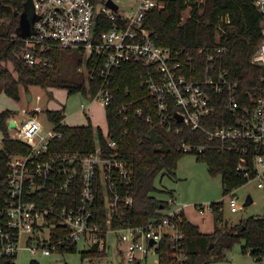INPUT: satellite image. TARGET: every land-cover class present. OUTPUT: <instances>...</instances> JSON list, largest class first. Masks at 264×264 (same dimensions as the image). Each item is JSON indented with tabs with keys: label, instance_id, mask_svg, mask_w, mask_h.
<instances>
[{
	"label": "built area",
	"instance_id": "obj_1",
	"mask_svg": "<svg viewBox=\"0 0 264 264\" xmlns=\"http://www.w3.org/2000/svg\"><path fill=\"white\" fill-rule=\"evenodd\" d=\"M250 1L261 15V39L250 61L264 66V0ZM31 4L35 19L30 34L10 36L19 44L16 54L33 65L46 64L42 53L54 49L81 51L79 69L87 72L90 66L100 79L94 95H83L89 103L80 104L81 112L87 113L92 102L105 108L112 99L113 70L125 62L140 63L146 70L142 83L153 99L158 123L175 133L184 128L202 131L218 150L236 152V170L264 190V85L259 93L237 94V81L221 66L224 47L216 45L205 65L182 62L180 54L160 45L145 25L147 11L161 5L160 0H31ZM90 76L94 78V73ZM220 105L223 112L212 117ZM34 110L41 111L39 106ZM135 113L141 114V108ZM146 119L151 120L150 116ZM14 122L9 135L27 150L8 157L6 194L0 197V258L15 260L22 249L31 255H49L78 240L89 244L88 249L98 244L106 251L107 235L112 232L121 258L134 264L149 251L155 252L163 237L175 243L182 239L177 224L184 207H172V196L160 221L112 226V219L122 213L121 206L131 203L127 186L133 170L108 131L106 137L95 132L93 150L83 153L59 149L55 143L62 133L49 120L47 128L36 115ZM206 148L191 141L181 143L185 153H202ZM233 190L226 194L230 210L236 211ZM100 201L105 227L94 216ZM195 207L204 216L210 204Z\"/></svg>",
	"mask_w": 264,
	"mask_h": 264
},
{
	"label": "trees",
	"instance_id": "obj_2",
	"mask_svg": "<svg viewBox=\"0 0 264 264\" xmlns=\"http://www.w3.org/2000/svg\"><path fill=\"white\" fill-rule=\"evenodd\" d=\"M160 1L161 5L148 10L145 17V25L157 36L160 45L179 53L182 62L195 67L209 63L206 61L208 53L220 45L226 49L221 66L237 81V94L245 96L249 92L254 94L261 91L264 85V66L250 61L261 39V15L250 0ZM27 2L0 0V91L14 100L20 99L22 89L29 94L30 86L63 88L69 94L80 92L84 96L94 95L100 87V79L90 66L86 68L87 72L79 69L83 60L81 51L54 49L42 53L47 60L46 64L30 65L17 56L19 44L10 36L16 32L19 16L25 11ZM188 7L189 14L183 17L182 12ZM70 64L73 69H68L67 65ZM92 72L94 78L90 76ZM145 72L142 64L125 62L115 68L111 75L112 99L105 107L107 131L133 170L132 183L127 186L131 203L121 206V215L111 221L114 227L160 221L164 209L170 206L168 196L174 193L171 190H158L154 182L159 174H174L177 161L187 154L181 151L183 141L207 145L204 152L192 154L206 163L211 175H220L224 195L249 180L236 170V152L218 150L202 131L192 132L184 128L180 133H175L158 123L153 99L142 83ZM122 106H125V111ZM222 107H215L212 117L220 115ZM138 108H141V114L135 113ZM45 113L47 119L62 133V138L55 143L59 149L83 153L93 150V136L95 132L100 134V129L95 131L90 122L85 125L66 124L60 110L46 109ZM13 114L11 109L0 110L1 198L6 194L9 155L27 150L24 144L11 138L7 130V120ZM147 116L151 120H147ZM102 143L105 144L104 139ZM249 154L248 159H251ZM156 191L166 192L167 198L152 195ZM100 203L102 205L98 206L94 216L105 227V210L103 202ZM209 204L213 229L202 232L198 225L180 211L177 225L183 237L177 243L166 237L157 243V264L217 262L226 258L235 243H242V253H248L256 261L264 259V215H251L241 218L237 223H228L222 219L223 201H211ZM74 251L75 243L57 248L59 253ZM105 254L106 251L99 249L98 244L81 252L82 258ZM35 263L33 260L32 264ZM0 264H15V260L0 258Z\"/></svg>",
	"mask_w": 264,
	"mask_h": 264
},
{
	"label": "rangeland",
	"instance_id": "obj_3",
	"mask_svg": "<svg viewBox=\"0 0 264 264\" xmlns=\"http://www.w3.org/2000/svg\"><path fill=\"white\" fill-rule=\"evenodd\" d=\"M25 11L31 16L33 6L31 0L27 2ZM189 14V7L182 12V16ZM10 67V65H8ZM68 69L73 67L72 64L67 65ZM73 69V68H72ZM30 98L22 89L20 99L14 100L8 97L3 91H0V110L11 109L14 111L12 117L7 120L8 132H13L15 127L14 120H20L30 115H36L44 128L50 126L45 110H60L64 115V122L69 125H85L91 123L95 131L101 130L104 137L107 132V122L105 117V108L99 102H92L87 113L81 112L80 104L82 102L88 104L89 100L80 92L67 93L63 88H47L43 89L39 86H30ZM37 95L40 97L36 98ZM39 106L41 111L36 113L34 108ZM0 148H2V134L0 132ZM158 190H171L175 198L172 207H184V211L188 218L200 225L203 231H210L213 226V218L211 210L206 209L204 220L198 213L195 205L208 204L211 201H223V221L228 223H237L241 218L251 215H264V190L257 186L255 180H248L245 184L235 188L234 194L237 199L238 208L231 211L228 206V194L222 193V182L219 174L211 175L207 165L203 160L197 159L192 153L183 155L176 164L174 174H159L154 182ZM152 195L159 198H165L166 192L156 191ZM251 196L252 201L244 205L247 196ZM171 196H168V199ZM167 198V197H166ZM242 243H235L232 249L227 252L226 258L217 262L207 264H264V259L255 260L251 255L244 254L241 251ZM90 247L78 240L76 243V251L70 253L52 252L49 255L38 253L31 255L26 250H19L15 264H130L122 259L118 252L120 248L117 245V239L112 232H109L106 239V254L99 256H91L82 258L81 252ZM157 261V254L149 251L145 259L134 264H154ZM132 264V263H131Z\"/></svg>",
	"mask_w": 264,
	"mask_h": 264
},
{
	"label": "water",
	"instance_id": "obj_4",
	"mask_svg": "<svg viewBox=\"0 0 264 264\" xmlns=\"http://www.w3.org/2000/svg\"><path fill=\"white\" fill-rule=\"evenodd\" d=\"M30 1V0H29ZM107 5L111 6L112 8H116V5L113 4L110 1H107ZM35 19V15L32 12V15L29 16L27 11H23L20 16H19V24H18V28L16 30V33L22 37L28 36L30 34L31 31V24L33 22V20ZM28 98H30V94H28ZM252 201L251 196H247L245 201H244V205L249 204ZM150 243H154V240H150Z\"/></svg>",
	"mask_w": 264,
	"mask_h": 264
},
{
	"label": "crops",
	"instance_id": "obj_5",
	"mask_svg": "<svg viewBox=\"0 0 264 264\" xmlns=\"http://www.w3.org/2000/svg\"><path fill=\"white\" fill-rule=\"evenodd\" d=\"M183 212L185 213V211H184V209H183ZM199 213V212H198ZM200 214V213H199ZM206 214H207V212H206ZM206 214L204 215V216H206ZM185 215H186V217L188 218V216H187V214L185 213ZM201 215V214H200ZM202 216V215H201ZM204 216H202V219L204 220ZM212 218H213V216H212ZM188 220H190L189 218H188ZM191 222H193L194 224H196V225H198V227H199V229L202 231V232H210L212 229H213V226H212V229L210 230V231H203L201 228H200V225L198 224V223H196V222H194V221H192V220H190ZM140 261H138L137 263H139Z\"/></svg>",
	"mask_w": 264,
	"mask_h": 264
}]
</instances>
